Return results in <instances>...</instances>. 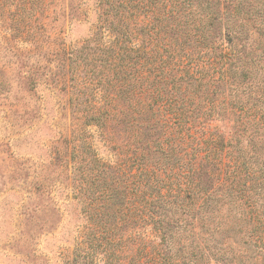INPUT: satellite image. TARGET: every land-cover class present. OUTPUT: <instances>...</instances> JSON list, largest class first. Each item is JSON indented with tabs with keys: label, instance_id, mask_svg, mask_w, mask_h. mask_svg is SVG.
Segmentation results:
<instances>
[{
	"label": "trees",
	"instance_id": "obj_1",
	"mask_svg": "<svg viewBox=\"0 0 264 264\" xmlns=\"http://www.w3.org/2000/svg\"><path fill=\"white\" fill-rule=\"evenodd\" d=\"M98 3L115 71L88 116L133 163L88 141L69 264H264V0Z\"/></svg>",
	"mask_w": 264,
	"mask_h": 264
},
{
	"label": "rangeland",
	"instance_id": "obj_2",
	"mask_svg": "<svg viewBox=\"0 0 264 264\" xmlns=\"http://www.w3.org/2000/svg\"><path fill=\"white\" fill-rule=\"evenodd\" d=\"M101 11L98 0H0V264H69L87 223L74 175L88 141L133 163L121 127L116 158L88 116L115 71Z\"/></svg>",
	"mask_w": 264,
	"mask_h": 264
}]
</instances>
